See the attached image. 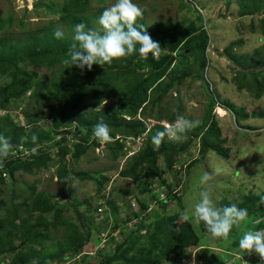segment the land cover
<instances>
[{
	"label": "rangeland",
	"instance_id": "1",
	"mask_svg": "<svg viewBox=\"0 0 264 264\" xmlns=\"http://www.w3.org/2000/svg\"><path fill=\"white\" fill-rule=\"evenodd\" d=\"M69 1L0 0V40L12 42V48H15L17 44L29 37L42 38V31L46 28L60 29L66 37H71L68 21H73V18L83 23L85 30L96 29L103 33L102 26L99 24L100 17L97 15L101 16L104 9L111 6L115 0H87L83 8H69L62 21L61 10ZM134 2L144 9V25L148 28H153L159 23L160 28L165 31L175 30L178 25L186 27L188 25L186 23L195 20L196 27L206 29L210 37L205 51L207 66L199 71L197 50L195 54L187 52V59L180 63V70L186 71L187 74L179 84L177 80H173V86L166 96L161 98L159 107L146 106L144 111L149 116L144 117L138 113L137 117L130 118L124 115L125 113H121L117 120L121 122L138 119L146 125L147 129H151L157 124L165 127L169 124L166 122L168 119L175 120L177 115H183L188 119L198 120L199 125H205L202 134L197 137H195L196 133L184 135L177 143L189 140V148L186 152L173 158L174 162L170 171L163 167L164 161L159 158L157 166L160 168L161 175L150 180L147 176L140 174L135 178H126L119 174L128 167V162L132 161V156L137 154L139 148H145L141 138L135 140L122 138L118 132H113L112 142L101 147L99 142L91 137L88 139L89 147H79L83 152L79 154L81 157L74 158L73 153L77 152L73 145L77 141L66 136L68 151L72 154L67 180L62 178L64 162L61 161V152L55 146L49 147L47 153L49 161L43 167L33 169L32 173H16L15 181H5L0 186V203L10 204L13 195L21 198L31 194L32 197L36 196L40 199L48 198L56 202L57 206L68 207L69 212L66 217L69 221L75 224H79V220L85 221L86 227H82L85 231L91 227L90 242L86 247V257L83 262L80 257L75 260L68 258L63 261L64 263L59 264H97L100 257L110 258L119 255L120 250L117 251L115 247L126 246L127 236L132 232L135 233L132 236H137L136 246L139 249H147L150 242H156L157 239V244L161 241L170 246L174 239L173 231L178 226L179 219L183 218L185 212L191 214L194 211V205L199 201L201 191H208L216 205L221 208L231 204L243 208L246 201L254 198L259 202L257 204L255 202L253 211H248L247 221L234 226L228 239L214 238L207 230L202 231L201 222L192 220L188 222L200 237V248L205 246L203 248L212 250L223 258L224 264H244V261H247V264H259L262 261L257 254L241 253L237 247L245 231H256L264 227V202H262L264 201V118L258 119L252 116L255 113L264 112V92L263 88L255 87L252 71L247 68L261 59L264 60V5H261L264 4V0H255V3L261 7L254 14L244 16L240 15L239 11L246 10L249 0H134ZM197 14L199 19L196 20ZM239 40L242 41L240 44L231 46ZM225 50L230 56L236 57L235 63L228 59L224 53ZM64 61L63 57L52 54L51 59L46 57L43 60L42 67L21 64V71L24 69L25 72L33 71L38 77L27 82L28 90L20 99L9 101L6 110L0 107V121L6 117L27 133L34 127L39 132L45 131L51 135L50 141L42 142L40 145L35 144L32 149L18 148L20 155L27 154L29 150L36 151L40 146H50L52 141L58 139L59 134L62 135L65 131L63 127L53 131L47 114L58 103L57 99L51 96L45 99L47 91L52 90V84L70 82L81 71L74 65L65 64ZM136 72L140 74L143 71L136 69ZM21 73L18 71L17 75L20 77ZM259 73L256 75L257 79L264 87V70L262 74ZM178 76L177 73L174 77ZM6 79L11 80L9 74H2L0 84ZM167 80L168 77L164 82ZM127 84L120 80L117 85H111L108 91L101 95L99 105L89 107L88 104L82 103L76 107L74 114H84L99 121L103 119L105 123V117H101L100 114L110 115L116 105H122L120 96L127 88ZM257 91L258 97L254 96ZM208 94L217 103L215 102L216 105L206 122L205 118L210 105ZM152 98L153 96H150L149 99ZM225 102L233 105L238 112L242 110L246 116L245 120L236 122L232 111L224 108ZM98 107L99 110H93ZM158 110H162L161 122L155 119ZM33 114H35L36 123L31 125L25 117ZM28 120L31 122L32 119ZM212 123L218 130L219 137L212 136L207 140H215L222 148H226L228 158H223L215 152L204 155L199 153V139ZM66 131L71 133L74 130ZM115 140L122 146V151L110 154L106 147L116 146ZM93 143L98 147H94ZM15 155L12 151L9 154L11 157ZM194 160L197 162L188 166ZM3 173L4 171L0 175ZM205 173L210 174L212 179L202 185L200 178ZM77 174H89L94 181L81 180L76 176ZM104 178L108 181L101 191H97L95 180L102 181ZM109 198L119 206L120 216L109 212L110 217L106 220L105 217L108 215L106 200ZM19 201L20 199H16V202ZM70 202H73L75 207L70 206ZM130 207L132 212L137 209L134 214L150 212L142 213L144 224L140 225L139 221L132 220L133 213L130 212ZM86 208L88 211H85ZM127 214L129 216L126 229L114 233L113 226L120 225L117 220L125 221ZM254 214H257L256 218L253 217ZM1 216L0 212V218ZM91 216L97 218L96 224L101 222V216L106 222L100 227L90 225L88 220ZM45 218L52 219L51 215L44 216L43 219ZM262 220V223H258ZM66 229L68 230L66 225H57L55 230L49 229L50 240L45 241L43 248H51L53 244L62 242L63 236L67 234ZM15 234L7 237L8 243L12 241L13 244H18L11 237ZM98 251L100 254H97ZM197 251L198 249L189 248L179 256L170 253L160 264H199ZM154 256L156 254H152L151 258ZM8 260L10 262V258L5 257L4 262L7 263ZM118 262L122 260L113 264ZM49 264L57 263L49 261Z\"/></svg>",
	"mask_w": 264,
	"mask_h": 264
},
{
	"label": "trees",
	"instance_id": "2",
	"mask_svg": "<svg viewBox=\"0 0 264 264\" xmlns=\"http://www.w3.org/2000/svg\"><path fill=\"white\" fill-rule=\"evenodd\" d=\"M86 3L87 0H70L61 10L62 21L65 19L66 11L69 8L80 9L83 8ZM260 7L259 4L255 3V0H249V3L246 4V10H240L239 13L242 16L252 15L257 12ZM97 16L100 17L99 15ZM143 18L137 20V25H144ZM197 19H199L198 14L196 20ZM68 23L71 30V37H66L64 34L62 39H57L54 35L56 29L46 28L42 31V38L29 37L20 44H17L15 48H12V42L3 39L0 40V76L2 74H9L11 77L10 81L6 79L0 84V107L2 110L8 108L7 103L12 99H20L28 90L27 82L38 77L33 71L25 72V69L21 71V64H26V66L31 67H42L43 60H45L46 57L51 59L52 54L63 57L64 59L70 57L71 45L74 43L73 36L75 34V26L81 22H77L75 18H73V21L69 20ZM186 24H188L186 27L178 25L175 30L166 31L160 28L159 23L153 28H148L144 25L151 38L159 42L161 48H165L168 51V54H162L156 60L152 58L151 54H149L148 59H143L137 51L127 58L114 59L111 64H105L103 66L93 65L91 71L85 68L76 74L70 82L52 84L51 91L46 87L48 93L45 95V99L51 96L53 99H57L58 103L57 106L53 107L47 114L48 118L51 120L52 129L53 131H57L56 129L59 127L65 128L62 135L59 134V138L52 141L50 146H40L36 151L29 150L27 154L20 155L18 148L32 149L35 147V144L40 145L42 142L50 141L51 135L45 131L39 132L34 127L27 133L23 128L15 126L16 124L14 125V122L8 120L6 117L1 119L0 136L10 141L12 145L11 151L15 152L16 155L12 157L8 156L3 160V167L0 168V171H4V173L0 175V186H2L5 181H15L14 176L16 173H32L33 169L43 167L47 161H49L47 156L49 147L54 146L61 152V161L64 162L62 178L66 181L69 173L68 166L71 164L70 161L72 159V154L68 151V140L66 136H70L73 140L77 141V143L73 145L77 152L73 153V157L80 158L81 156L79 154L83 152L79 147H89L88 139L92 137L94 125L99 122L98 119H91V117L84 114L75 115L74 112L76 107L82 103L88 104L89 107L99 105L102 99L101 95L107 92L111 85H117L120 80L128 83L127 88L120 96L121 101H123L122 105H116L110 115H100L101 117H105V123L109 125L113 138V132H118L122 138H132L134 140L141 138L145 148H139L137 154L132 156V161L128 162V167L120 171L119 174L126 178H135L140 174L147 176L148 180H150V178L160 177V168L157 166L159 158L164 161L163 167L170 171L174 162L173 158L186 152L189 148L190 141L184 140L183 142L177 143L168 140L166 136L157 149L155 145L151 146L153 144L152 136L157 131H163V126L157 124L153 128L147 129L146 125L138 119H133L132 121L122 120L120 122L117 120V117L120 116L121 113H125L124 115L130 118L137 117L138 113L145 117V115L149 116L146 111H144L146 106L154 108L159 107L161 98L164 95L166 96L167 92L173 86V80H177L179 84L181 79L187 74L186 71L183 72L180 70V63L187 59V52L189 53L190 51L191 54H195L197 50V59H199L198 70L202 71L206 68L207 60L205 51L210 42L207 30L202 27H196L195 20H191ZM240 42L242 41L239 40V42H234L231 46L240 44ZM138 47L139 45H137V48ZM224 53H226V56L232 63L236 62V57L230 56L227 50H225ZM68 65L70 66L71 64L69 63ZM247 68L252 71L255 87L263 88L264 92V87L261 86L262 84L256 76L260 74L259 72L262 74V70H264V60L261 59L256 64L247 66ZM136 69L143 72L139 74L136 72ZM18 71L22 72L20 77L17 75ZM176 72L179 74L178 77H174L177 74ZM167 77V82H164ZM37 86L39 87V85ZM43 89L45 88L43 87ZM206 92L208 93L207 90ZM150 96H153L151 100L149 99ZM254 96H259L258 91ZM209 98L210 105L205 118L206 122L209 119L211 110L217 103L212 100L211 95ZM224 108L232 111L233 117L237 120L236 122L245 120L246 116L243 114L242 110L238 112L230 103L225 102ZM161 114L162 110H158L155 118L156 121H162L160 118ZM252 116L254 118L263 119L264 112L255 113ZM25 118L31 125L36 123L35 114L30 117L26 116ZM29 118L32 119L31 122H29ZM174 121V118H170L166 122L170 124ZM204 126L199 125L190 130V133L188 131L184 135L188 136L192 133H196L195 137H197L202 134ZM67 129H73L74 131L70 133L66 131ZM206 130L207 131L200 137L201 139H199V153L204 155L208 152H215L223 158H228L226 148H222L220 143L215 140H207V138L212 136L216 138L219 137L217 136L218 130L215 129V125L212 123L209 129L207 128ZM33 137H36V139L33 140ZM114 145L116 146L106 147L110 154L122 151V146L117 140L114 141ZM93 146L98 147L95 143H93ZM196 162L197 160H194L190 162L188 166H192ZM76 176L81 180H93L89 174H77ZM107 181V178H104L102 181L95 180L97 191H101L103 185ZM30 190H32V188H30ZM12 194H14V192ZM129 195L130 194H128V196ZM21 198L13 195L10 204L0 203V212L2 213L0 218V264H49V261H55L59 264L64 263L63 261H66L68 258L75 260V258L79 259L80 257H82L81 261L83 262L86 257V247L90 242L91 227H87L88 229L85 231L82 228L86 227L85 221L79 220V224L69 221L66 217L69 212L68 207L57 206L56 202L48 198L43 199L41 197L40 199L36 196L32 197L31 194ZM16 199H20V201L16 202ZM255 202L257 204L259 200H254V198H252L246 201L243 208H246L248 211H253ZM106 204L108 207L106 212L108 215L105 217L106 220L110 217L109 212L113 213L115 216H120L119 206H117L114 200L109 198L106 200ZM69 205L75 207L73 202H70ZM86 210L88 211V208H86L85 211ZM129 210L132 212L131 207ZM96 211H98V209ZM135 211H137V209H134V212H132V220L139 221L140 225L144 224V214L142 213L150 212H142L141 214H137L136 212V214H134ZM100 213L101 212H99V214ZM50 215L52 217L51 220H48V218L43 219L44 216L48 217ZM128 216L129 214L125 215V221L117 220L120 222V225L113 226L114 233L126 229ZM253 217L256 218L257 214H254ZM96 219L97 218L91 216L88 223L100 227L106 222L101 216V222H97L96 224ZM179 220L178 226H175L176 229L174 228L173 231L175 234L170 244L171 247L161 241H158L157 244V239L156 242L151 241L147 249H139L136 246L138 241L137 236H132V234H135L132 232L127 236L128 240L126 246L118 245L115 247L117 251L120 250L119 255H114L110 258L100 257L97 264H113L119 260H122V262H118L117 264H160L164 259H167L170 253L179 256L183 251L189 248L198 249L197 262L199 264H224L223 258L212 250L203 248L205 246H201L200 248V237L188 221H185L183 218ZM200 224L201 230L206 231L205 225L202 222ZM57 225H66L68 227V230L66 229L67 234L63 236V241L59 244H53L51 248H43L45 241L50 240L48 238L50 233L49 229L55 230L57 229ZM13 233L16 234L11 237H13V240H16L18 244H13L12 241L10 243L7 242V237ZM97 254H100V251H98ZM152 254H156V256L151 258ZM5 257L10 258V262L8 260V262L5 263ZM33 260H36V262H33Z\"/></svg>",
	"mask_w": 264,
	"mask_h": 264
},
{
	"label": "clouds",
	"instance_id": "3",
	"mask_svg": "<svg viewBox=\"0 0 264 264\" xmlns=\"http://www.w3.org/2000/svg\"><path fill=\"white\" fill-rule=\"evenodd\" d=\"M143 15L144 9L134 0H115L111 6L104 9L99 18L103 33L96 29L85 30L83 23L75 26L70 57L65 59L64 63L91 71L93 65L111 64L114 59L127 58L137 51L143 59H148L149 54L153 59L159 58L167 50L161 48L159 42L151 38L144 25H137V20L142 19ZM54 35L57 39L64 37L60 29H57ZM93 110H99V107ZM199 123L198 120L177 115L173 123L166 125L163 131H157L152 136V143L158 149L166 136L169 140L178 142ZM92 137L101 147L113 140L111 129L103 119L94 125ZM35 139L36 137H33V140ZM11 149L10 141L0 136V168L3 167V160L9 156ZM211 179L212 176L205 173L200 178V182L205 185ZM183 219L202 222L214 238L228 239L234 226L247 221L248 210L239 208L236 204L218 207L208 191H201L199 201L194 205V211L191 214L185 212ZM237 250L248 254L254 251L264 262V228L245 231L238 242ZM244 264H247V261H244Z\"/></svg>",
	"mask_w": 264,
	"mask_h": 264
},
{
	"label": "built area",
	"instance_id": "4",
	"mask_svg": "<svg viewBox=\"0 0 264 264\" xmlns=\"http://www.w3.org/2000/svg\"><path fill=\"white\" fill-rule=\"evenodd\" d=\"M166 53H167V51H165L163 55H165ZM156 59H158V58H156ZM259 264H264V262H260Z\"/></svg>",
	"mask_w": 264,
	"mask_h": 264
},
{
	"label": "crops",
	"instance_id": "5",
	"mask_svg": "<svg viewBox=\"0 0 264 264\" xmlns=\"http://www.w3.org/2000/svg\"><path fill=\"white\" fill-rule=\"evenodd\" d=\"M262 222H263V220H262L261 222H258V223H262ZM258 223H257V224H258ZM263 228H264V227H263ZM261 229H262V228H261Z\"/></svg>",
	"mask_w": 264,
	"mask_h": 264
},
{
	"label": "water",
	"instance_id": "6",
	"mask_svg": "<svg viewBox=\"0 0 264 264\" xmlns=\"http://www.w3.org/2000/svg\"><path fill=\"white\" fill-rule=\"evenodd\" d=\"M251 254H253V255H254V254H256V253L253 251Z\"/></svg>",
	"mask_w": 264,
	"mask_h": 264
}]
</instances>
